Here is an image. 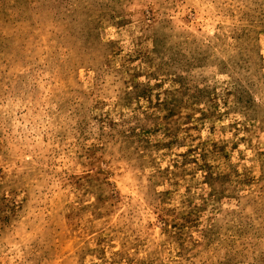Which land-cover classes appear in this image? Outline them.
I'll use <instances>...</instances> for the list:
<instances>
[{
	"label": "rangeland",
	"instance_id": "rangeland-1",
	"mask_svg": "<svg viewBox=\"0 0 264 264\" xmlns=\"http://www.w3.org/2000/svg\"><path fill=\"white\" fill-rule=\"evenodd\" d=\"M0 264H264V0H0Z\"/></svg>",
	"mask_w": 264,
	"mask_h": 264
}]
</instances>
